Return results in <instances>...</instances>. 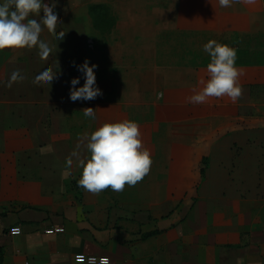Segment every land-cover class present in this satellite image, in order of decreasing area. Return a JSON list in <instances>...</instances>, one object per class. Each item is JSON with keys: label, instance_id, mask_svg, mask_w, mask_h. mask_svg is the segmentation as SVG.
<instances>
[{"label": "crops", "instance_id": "0c3cea01", "mask_svg": "<svg viewBox=\"0 0 264 264\" xmlns=\"http://www.w3.org/2000/svg\"><path fill=\"white\" fill-rule=\"evenodd\" d=\"M54 7L61 9L58 1ZM228 8L234 13L226 23L227 34L231 39L241 36L240 45L250 44L251 56L264 55V0L253 4L240 0ZM64 20L59 19L58 31ZM47 33L51 42L58 40L56 33ZM237 66L243 72V92L235 103L227 96L209 98L204 104L188 102L208 78L204 68L195 71L199 80L174 89L175 96L165 90L159 99L153 92L148 100L136 102L142 115L128 117L139 123L145 138H160L156 146L164 153H206L210 169L219 175L206 178V192H197L200 177L170 173L126 185L114 193L117 198L106 190L92 194L83 189L78 202L67 194L66 181L80 178L79 164H42L46 169L59 168L56 178L63 187H41L42 198L34 206L1 210L0 205L1 264H78L77 253L106 256L110 264H264V62ZM102 104L122 111L96 113L95 120L88 119L91 132L106 121L122 120L131 108L130 102ZM188 122L194 129L183 132ZM152 126L163 129L147 131ZM221 153L246 154L245 164H236L234 176L228 173L225 156H213ZM168 161L177 164L175 157ZM216 181L218 192L209 187ZM115 199L118 205L110 210ZM57 226L64 232H45ZM17 227L21 233L13 234Z\"/></svg>", "mask_w": 264, "mask_h": 264}, {"label": "rangeland", "instance_id": "374dc122", "mask_svg": "<svg viewBox=\"0 0 264 264\" xmlns=\"http://www.w3.org/2000/svg\"><path fill=\"white\" fill-rule=\"evenodd\" d=\"M56 1L61 7L56 8L59 19H65L66 24L62 26L65 36L51 42L47 29L43 30L40 38L49 42L52 49L47 61L40 59L36 47L4 49L3 56L0 50V191L4 192L0 197L1 210L13 205L19 208L37 205L35 203L43 195L41 187L63 185H59L56 178L59 168L46 169L42 164H68L82 136L81 130L86 128V133H91L89 118L83 115L85 108L92 107L96 113L112 115L122 110L107 109L111 106L102 103L124 105L130 102L131 108L127 109V115L123 114L122 120L133 115L138 118L142 111L136 102L148 100L153 92L159 99L165 90L170 94L178 87L186 88L188 80L198 79L195 71L206 69L210 62L203 51V45L209 40L235 48L236 62H264L262 54L251 56L250 44L238 43L241 36L231 35V39L227 34L226 23L234 10L220 7L218 0ZM259 48H255L258 50L255 53H261ZM86 58L98 65L97 85L103 95L91 101L73 102L69 99L71 79L80 76V85L84 83L73 62L81 64ZM46 64L59 70V79L51 85L33 83L36 73ZM16 70L24 79L9 87L10 76ZM192 126L185 123L181 130L188 132ZM162 129L152 126L147 131ZM159 139L142 136L152 157L151 169L144 178L165 177L170 173L200 177L196 185L200 194L206 192V178H219L218 170L210 169L213 165L206 153H164L156 146ZM213 156L217 159L225 156L230 164L228 173L234 176L238 171L236 164H245L242 157L246 154ZM170 157H175L177 164H170ZM71 164H78V161L72 158ZM78 180V177L68 179L66 192L80 202L83 188L78 186ZM209 187L214 192L220 190L217 181ZM106 191L111 195L120 193ZM7 198L10 201L5 202ZM117 205L115 199L110 210Z\"/></svg>", "mask_w": 264, "mask_h": 264}, {"label": "clouds", "instance_id": "9594fccd", "mask_svg": "<svg viewBox=\"0 0 264 264\" xmlns=\"http://www.w3.org/2000/svg\"><path fill=\"white\" fill-rule=\"evenodd\" d=\"M218 2L220 7L228 8L240 0ZM242 2L253 4L255 0ZM54 4L55 0L52 3H48V0H0V50L36 47L40 59L47 61L52 49L49 42L40 38L43 30L46 28L48 32L56 33L58 40L65 36V31L57 30L59 16ZM203 51L210 57L206 66L208 78L201 81L203 87L199 91L194 90L188 102L204 104L209 98L227 96L235 103L243 92L240 84L243 72L236 65L237 50L216 40H209L203 45ZM73 63L84 83L80 85V76L71 79L69 99L73 102L91 101L102 96L96 78L98 65L90 63L87 58L81 64ZM23 79L20 71L16 70L11 74L8 86ZM56 79H59V70L46 64L36 73L33 83L51 85ZM83 115L96 119L92 107L85 108ZM72 158L78 161L82 169L78 186L92 194H99L106 189L122 192L126 185L133 187L149 173L152 165L151 152L143 143L139 123L131 119L106 121L90 134L80 136L68 160L69 165ZM76 259L78 264H85L83 255ZM86 264H97L96 257L88 256Z\"/></svg>", "mask_w": 264, "mask_h": 264}, {"label": "built area", "instance_id": "2783aa9c", "mask_svg": "<svg viewBox=\"0 0 264 264\" xmlns=\"http://www.w3.org/2000/svg\"><path fill=\"white\" fill-rule=\"evenodd\" d=\"M92 46V45H91ZM45 232L47 234H55V233H62L64 232V228L59 226V227H53L51 229H46ZM12 233L13 234H20L21 233V229L20 228H13L12 229ZM83 255L86 259H85V264H86V260H87V257L88 256H95L96 257V260H97V264H110V258L109 257H106V256H96V255H87V254H84V253H77L75 255V261L78 263L77 261V257L78 256H81Z\"/></svg>", "mask_w": 264, "mask_h": 264}, {"label": "trees", "instance_id": "16d2710c", "mask_svg": "<svg viewBox=\"0 0 264 264\" xmlns=\"http://www.w3.org/2000/svg\"><path fill=\"white\" fill-rule=\"evenodd\" d=\"M239 64H244V63H241V62H236V65H239ZM2 249L0 248V264L2 263Z\"/></svg>", "mask_w": 264, "mask_h": 264}]
</instances>
